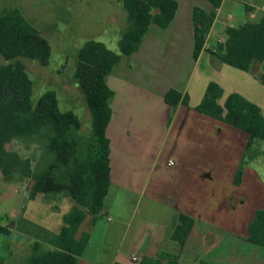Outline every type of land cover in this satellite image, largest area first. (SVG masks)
Returning <instances> with one entry per match:
<instances>
[{"label":"crops","instance_id":"0c3cea01","mask_svg":"<svg viewBox=\"0 0 264 264\" xmlns=\"http://www.w3.org/2000/svg\"><path fill=\"white\" fill-rule=\"evenodd\" d=\"M175 1L170 25L151 26L138 50L122 56L106 78L113 92L105 131L110 184L98 218L86 213L77 229L76 240L88 235L77 264H243L218 254L229 242L264 254L246 241L255 213L264 208V143L254 141L247 153L246 132L195 110L208 84L215 83L222 90L221 107L228 95L238 94L264 117L259 81L264 61L244 72L213 55L225 45L228 28L264 17V0H222L197 59L192 13L194 8L211 13L213 6L207 0ZM37 2L0 0V12L18 9L50 40L55 30L38 25ZM170 90L187 97L188 105L179 103L172 112L164 101ZM31 182L0 171V226L24 218L59 234L75 203L65 197L46 201L40 194L29 200ZM180 215L195 221L183 247L172 239ZM23 239L29 238L11 229L0 233V264L14 261L13 251Z\"/></svg>","mask_w":264,"mask_h":264},{"label":"trees","instance_id":"16d2710c","mask_svg":"<svg viewBox=\"0 0 264 264\" xmlns=\"http://www.w3.org/2000/svg\"><path fill=\"white\" fill-rule=\"evenodd\" d=\"M116 1L126 13V25L119 35L117 51H111L102 42L87 40L76 55L73 79L90 115V138L83 146L77 136L81 122L72 112L59 110L54 92H45L35 104L32 103L33 83L22 59L48 67L49 42L18 9L3 8L0 12V171L5 176L16 174L31 180L29 200L40 194L46 201L65 197L75 203L63 217V227L56 235L24 218L0 226V233L11 229L32 241L30 253L22 264H77L88 240L87 234L76 240L77 229L86 213L93 221L98 218L110 184L109 141L105 131L111 117L113 92L108 88L106 78L122 56H130L138 50L151 26L167 28L177 10L175 0ZM207 1L213 6L211 13L198 8L192 13L194 59L203 50L222 0ZM226 36L219 54H213L221 63L249 72L252 63L264 61V17L257 24L228 28ZM259 81L264 86V76ZM221 97V88L209 83L195 110L246 132L249 135L247 153L254 141L264 143L261 110L238 94L228 95L221 107L218 104ZM164 101L172 112L179 103L188 105L187 97L182 98L174 90L165 94ZM14 138L38 149L34 166L28 158L6 150V145ZM241 170L237 172L236 184L240 182ZM179 222L172 239L183 247L195 221L180 215ZM246 241L264 250V208L255 213ZM8 264L18 263L10 260Z\"/></svg>","mask_w":264,"mask_h":264},{"label":"rangeland","instance_id":"374dc122","mask_svg":"<svg viewBox=\"0 0 264 264\" xmlns=\"http://www.w3.org/2000/svg\"><path fill=\"white\" fill-rule=\"evenodd\" d=\"M37 1V8L40 11L37 17L38 25L53 26L55 32L50 40H47L51 47L48 67H41L37 62L22 59L33 83L32 103L35 104L45 92H54L59 110L72 112L81 122V130L77 136L83 146L90 138V115L81 91L73 79L76 51L87 40L102 42L111 51H117L119 35L126 25V13L116 0ZM44 33L47 35L46 31ZM6 150L17 152L22 158H28L33 166L39 156L35 146L27 145L19 139L7 144ZM261 161L264 162V147ZM31 243V240L23 239L15 247L13 251L15 263L22 264L27 258ZM224 246L225 249L218 252L224 259L238 263L243 261L246 264H264V254L257 255L253 249L242 247L237 242H229Z\"/></svg>","mask_w":264,"mask_h":264},{"label":"built area","instance_id":"2783aa9c","mask_svg":"<svg viewBox=\"0 0 264 264\" xmlns=\"http://www.w3.org/2000/svg\"><path fill=\"white\" fill-rule=\"evenodd\" d=\"M168 165L169 166H172L173 165V162L172 161H168ZM32 183V182H31ZM132 261L135 262V261H138V258H132Z\"/></svg>","mask_w":264,"mask_h":264}]
</instances>
